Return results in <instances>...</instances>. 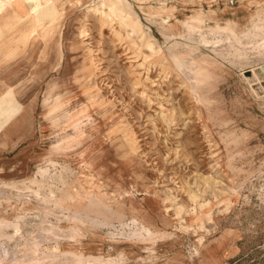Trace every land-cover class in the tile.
Returning a JSON list of instances; mask_svg holds the SVG:
<instances>
[{
    "label": "rangeland",
    "instance_id": "374dc122",
    "mask_svg": "<svg viewBox=\"0 0 264 264\" xmlns=\"http://www.w3.org/2000/svg\"><path fill=\"white\" fill-rule=\"evenodd\" d=\"M48 1L0 5L2 262L264 264V0Z\"/></svg>",
    "mask_w": 264,
    "mask_h": 264
},
{
    "label": "bare ground",
    "instance_id": "6f19581e",
    "mask_svg": "<svg viewBox=\"0 0 264 264\" xmlns=\"http://www.w3.org/2000/svg\"><path fill=\"white\" fill-rule=\"evenodd\" d=\"M10 1H13V0H0V5H2V4H4V6L6 7V3H9ZM44 2H45V4L47 5L48 3H49V1L48 0H44ZM122 5H123V3H122V0H104V1H101V3H100V6H102V7H104V6H107V9H108V11H110L111 13H119V15L121 14V15H123L125 12H124V9L122 8ZM128 5V4H127ZM48 6V5H47ZM51 6V5H50ZM47 9H50V7H48ZM52 9V8H51ZM96 10V9H95ZM2 11V10H1ZM47 11V10H46ZM98 11V10H97ZM54 12V11H53ZM130 12V11H129ZM132 13V12H131ZM43 14V13H42ZM116 14V15H117ZM52 15V14H51ZM45 16V15H44ZM106 16V15H105ZM51 17V16H50ZM115 17V16H114ZM22 18L23 17H20L19 19H18V21H21L22 20ZM106 18V17H105ZM135 18V17H134ZM85 19V18H84ZM124 19V18H123ZM136 19V18H135ZM123 21V20H122ZM201 21V20H200ZM112 22V21H111ZM198 22V21H197ZM202 23V22H201ZM18 24V22L17 21H15L14 22V25H12V27H15L16 25ZM126 24V23H125ZM124 24V25H125ZM188 24V23H187ZM227 24V23H226ZM130 25V24H129ZM189 25V24H188ZM228 25V24H227ZM132 26V25H131ZM186 27H188V31H191V29H192V27L191 26H186ZM185 27V28H186ZM201 30V29H200ZM196 33H198V32H196ZM219 35H220V39L222 40V41H224V42H226V41H228L229 43H231V44H235V45H237L238 47H242V46H244V42H243V40L242 39H238L237 37H235L234 36V34L232 33V31L230 30V29H228V28H224V29H221V30H219L218 32H217ZM244 34H246V35H244V37L243 38H246V40H247V38L249 37V35L250 34H252V31L251 30H247ZM150 35V34H149ZM199 35V37L202 39V41L203 42H205L206 44H208V43H210V41H207L206 39H205V36L204 35H202V33H199L198 34ZM198 37V38H199ZM200 40V39H199ZM151 43V42H150ZM246 43V42H245ZM215 47V46H214ZM213 47V48H214ZM151 48V47H150ZM179 66V65H178ZM179 68L181 69V70H185L184 69V67L182 66V65H180L179 66ZM260 69H262L263 71H264V65L260 68ZM261 70V71H262ZM264 73V72H263ZM186 78V77H185ZM10 90V89H9ZM11 94H10V92H7L3 97H1L0 99H1V101H6L7 99H9V98H11V96H10ZM15 108V106H11V107H7V108H5L3 111H2V115H5V117H7V118H14L15 116H17L18 114H19V112H17V113H15L17 110H16V108ZM13 114H15V115H13ZM19 218V217H18ZM3 222V221H2ZM8 222V221H7ZM22 228V227H21ZM143 229V228H142ZM141 229V230H142ZM25 230V229H24ZM146 231V230H145ZM20 232V231H19ZM64 232V231H63ZM59 233V232H58ZM148 234V233H147ZM134 235V234H133ZM142 235V234H141ZM139 236V235H138ZM6 240V239H5ZM26 240H27V238H26ZM33 240V239H32ZM37 241V240H36ZM9 242V241H8ZM39 244V243H38ZM37 245V244H36ZM5 249V248H4ZM30 250H31V247H30ZM29 249H27V251H30ZM5 251V250H4ZM27 251H26V249H25V252L27 253ZM18 252V251H17ZM9 253V252H8ZM51 253V252H50ZM67 253V252H66ZM17 254V253H16ZM29 254V253H28ZM68 254V253H67ZM73 254V253H72ZM4 255H5V257L4 258H6V256L8 257V254L6 253L5 254V252H4ZM3 255V256H4ZM14 255V254H13ZM12 255V256H13ZM30 255V254H29ZM64 255V254H63ZM66 255V254H65ZM64 255V256H65ZM10 256V255H9ZM12 256H10V257H12ZM24 256H26V255H24ZM23 256V257H24ZM36 256V255H35ZM38 257H39V255H37ZM63 256V258H61V255L60 256H58V255H55V254H47V253H45V254H40V260H43V261H41V263H39L40 261H38V263L39 264H47V263H49V264H53L54 263V261H55V263H57V262H60L61 260H63V261H65V257ZM74 256H76V255H74ZM89 256V255H88ZM92 256V255H91ZM30 258H28V259H36V260H38L39 258L38 257H36V258H31L32 257V255L31 256H29ZM68 257H70L69 255H68ZM67 257V258H68ZM2 258V257H1ZM1 258H0V264H4L2 261L3 260H1ZM38 258V259H37ZM47 258V259H46ZM49 258H51L53 261H51V260H48ZM3 259V258H2ZM28 259H27V263L25 262V263H22V262H24V260H22V262H21V260H19L20 262H21V264H34L36 261H34V263L31 261V260H29V261H31V262H28ZM10 260V259H9ZM5 261V260H4ZM8 261V260H7ZM11 261H13V260H10L9 261V263L11 262ZM16 261V260H15ZM26 261V260H25ZM48 261V262H47ZM37 263V264H38ZM7 264V263H6ZM17 264V263H16ZM58 264V263H57ZM64 264H113V262L112 261H110L109 259H107V260H105V261H102V258L100 259V258H96V257H88L87 259H83L82 257H81V255H80V257H78V255H77V257H71L67 262H65Z\"/></svg>",
    "mask_w": 264,
    "mask_h": 264
}]
</instances>
